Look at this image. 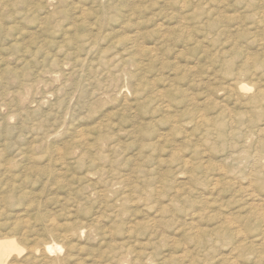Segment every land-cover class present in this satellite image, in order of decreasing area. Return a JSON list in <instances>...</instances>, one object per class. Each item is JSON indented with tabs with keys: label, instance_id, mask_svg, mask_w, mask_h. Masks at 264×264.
<instances>
[{
	"label": "rangeland",
	"instance_id": "obj_1",
	"mask_svg": "<svg viewBox=\"0 0 264 264\" xmlns=\"http://www.w3.org/2000/svg\"><path fill=\"white\" fill-rule=\"evenodd\" d=\"M263 12L0 0V264H264Z\"/></svg>",
	"mask_w": 264,
	"mask_h": 264
},
{
	"label": "bare ground",
	"instance_id": "obj_2",
	"mask_svg": "<svg viewBox=\"0 0 264 264\" xmlns=\"http://www.w3.org/2000/svg\"><path fill=\"white\" fill-rule=\"evenodd\" d=\"M254 13H256V12H253L252 15H253ZM263 14H264V12H263ZM258 79H259V78H258ZM261 80H262V79H261ZM256 82H257V83H256ZM256 82H255V83H256V85H257V84H258V81H256ZM259 85H260V84H259ZM259 85H258V87H260ZM261 85H262V84H261ZM238 86H239V85H238ZM250 87H251V86H250ZM250 87H248L245 83H244V84L241 83L240 86H239V88L241 89V91H242V90H243V91H249V90L251 91V88H250ZM262 87H263V86H262ZM252 89H253V87H252ZM260 89H261V88H260ZM254 91H255V90H254ZM261 91H262V90H261ZM258 92H259V91H257V94H258ZM245 94H247V93H245ZM261 99H262V98H261ZM250 101H251L252 103H256V102H257V96H256V95H253V96L250 98ZM201 117H202V116H201ZM197 118H198V117H197ZM201 119H202V118H201ZM201 119H197V120L200 121ZM261 119H262V118H261ZM253 120H254V119H253ZM263 121H264V120H263ZM258 123H259V121H258ZM259 124H260V123H259ZM263 125H264V124H263ZM254 126H255V125H254ZM260 127H261V126H260ZM260 127H259V129H260ZM261 128H262V127H261ZM257 129H258V128H257ZM262 129H263V128H262ZM256 131H257V130H256ZM258 131L261 132V133L264 132V131L262 132V130H261V131L258 130ZM258 131H257V132H258ZM232 132H233V130H232ZM227 133L232 134L230 131L227 132ZM251 133H252V132H251ZM252 135L254 136V134H252ZM249 136H250V134H249ZM249 136H248V138H249ZM256 136H257V133H256ZM259 136H260V134H259ZM263 136H264V135H263ZM254 137H255V136H254ZM251 138H253V137L250 136V141H251ZM263 138H264V137H263ZM263 138H262V140H263ZM258 139H259V138H258ZM245 140H247V136H246V139H245ZM252 140H253V139H252ZM259 140H261V138H260ZM256 141H257V140H256ZM259 142H260V141H259ZM259 142H258V143H259ZM256 143H257V142H256ZM258 143H257V144H258ZM254 144H255V143H254ZM257 144H256V145H257ZM259 144H260V143H259ZM259 144H258V145H259ZM242 145H243V144H242ZM256 145H255V146H256ZM260 145H261V144H260ZM247 147H248V146H247ZM259 148H260V147H259ZM259 148H258V151L260 150ZM259 154H262V153H259ZM246 156H247V155H246ZM254 156H255V155H254ZM258 157H259V155H258ZM255 162H256V161H255ZM260 179H261V178H260ZM263 179H264V178H263ZM255 200H256V199H255ZM253 202H254V201H253ZM257 204H258V203H257ZM251 205H253V204H251ZM251 205H250V206H251ZM253 209H254V208H253ZM260 209H261V208H260ZM253 211H255V209H254ZM256 213H257V211H256ZM262 215H263V214H261V217H264V216H262ZM260 219H261V218H260ZM52 222H53V221H52ZM49 223H51V221H50ZM49 223H48V224H49ZM54 223H55V222H54ZM51 224H53V223H51ZM51 224H50V226H51ZM50 226H49V227H50ZM52 228H53V227H52ZM52 228H50V229H52ZM55 231H56V230H55ZM57 232H58V231H57ZM51 233H52V231H51ZM58 233H59V232H58ZM58 233H56V234H58ZM63 234H64V233H63ZM61 235H62V234H61ZM61 235L59 234V237H60ZM65 236H66V235H65ZM57 237H58V235H57ZM59 237H58V238H59ZM63 237H64V236H63ZM61 238H62V236H61ZM60 240H61L62 242L64 241V239H60ZM66 242H67V241H66ZM51 244H52V243H51ZM53 244H54V243H53ZM18 245H19V244H18ZM46 245H47V246H45V249H46L48 252H51V251L53 250L54 247L57 248V250L60 249V247H57L59 244H57V246H54L55 244L52 245V246H51V245L48 246V244H46ZM62 245H64V244H62ZM31 247H32V246H31ZM40 247H41V246H40ZM17 248H18V247H17V244L15 243L14 239H13V240H4V239H3V241H0V262L3 260V258H4L5 256H7V255H9V254L11 255V254H12L11 252L18 250ZM41 248H42V247H41ZM41 248H40V249H41ZM43 248H44V246H43ZM61 248H63V247H61ZM66 248H68V249L70 248V249H71V247H66ZM33 250H34V253H37V252H35V249H33ZM33 250H31V251H33ZM36 250H39V248L36 249ZM61 250H63V249H61ZM29 251H30V250H29ZM40 251H41V250H40ZM40 251H39V252H40ZM47 251H46V253H48ZM58 251H59V250H58ZM67 251H68V250H67ZM67 251H66V252H67ZM14 253H15V252H14ZM16 253L19 254L18 252H16ZM41 254H42V253H41ZM47 255H49V254H47ZM50 255H52V254L50 253ZM53 255H54V254H53ZM38 256H39V255H38ZM44 256H45V253H44ZM28 257H29V255H28ZM42 257H43V256H42ZM42 257H41V258H42ZM47 257H48V256H47ZM51 257H52V256H51ZM53 257H54V256H53ZM62 257H63V256H62ZM62 257H61V258H62ZM5 258H6V257H5ZM33 258H35V257H33ZM33 258H32V259H33ZM54 258H56L55 260H57V257H54ZM35 259H36V258H35ZM43 259H44V257H43ZM43 259H42V260H43ZM47 259H48V258H47ZM59 259H60V257H59ZM7 260H8V259H7ZM35 261H36V260H35ZM57 262H58V261H57ZM61 262H62V261H61ZM61 262H59V263H61ZM5 263H6V262H5ZM5 263H3V264H5ZM41 263H42V262H41ZM51 263H52V261H51ZM53 263H54V262H53ZM7 264H8V263H7ZM13 264H14V263H13ZM54 264H58V263H54ZM62 264H64V263H62Z\"/></svg>",
	"mask_w": 264,
	"mask_h": 264
}]
</instances>
